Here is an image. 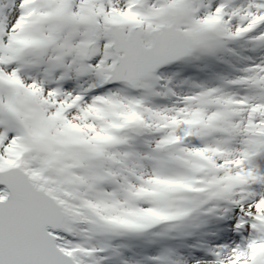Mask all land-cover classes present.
Returning <instances> with one entry per match:
<instances>
[{
    "label": "snow or ice",
    "instance_id": "snow-or-ice-1",
    "mask_svg": "<svg viewBox=\"0 0 264 264\" xmlns=\"http://www.w3.org/2000/svg\"><path fill=\"white\" fill-rule=\"evenodd\" d=\"M0 264H264V0H0Z\"/></svg>",
    "mask_w": 264,
    "mask_h": 264
}]
</instances>
